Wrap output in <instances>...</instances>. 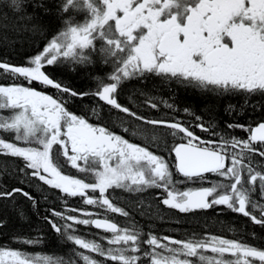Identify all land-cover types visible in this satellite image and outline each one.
Segmentation results:
<instances>
[{
    "label": "snow or ice",
    "instance_id": "snow-or-ice-1",
    "mask_svg": "<svg viewBox=\"0 0 264 264\" xmlns=\"http://www.w3.org/2000/svg\"><path fill=\"white\" fill-rule=\"evenodd\" d=\"M78 2L90 14L84 22L64 17L77 10ZM11 3L27 22L37 19L26 13V0ZM33 7L44 5L37 0ZM59 12L62 28L25 64L0 60V74L12 81L0 83V157L13 158L0 161V179L20 176L21 183L62 194L57 198L61 208H48L42 219L69 252L28 253L0 246V264H264V250L240 239L212 233H186L179 239L145 232L134 219L122 226L105 214L130 217L114 203L111 189L130 194L158 189L155 199L167 209L184 214L226 209L264 228V163L256 160L264 158V121L227 124L229 130L248 134L237 137L187 108L183 112L194 117V125L170 116L179 111L171 97L141 91L144 99L138 105L118 101L124 82L150 76L217 95L243 93L245 103L253 95L264 96V0H62ZM97 60L112 71L91 92H78L44 70L65 62L92 66ZM34 83L54 88L57 95L37 90ZM89 95L124 114L119 117L121 125H128L123 132L131 129L145 142H133L106 123H91L69 110L71 99ZM162 108L168 112L160 116L141 111L159 113ZM227 111L239 116L242 108L229 105ZM93 115L102 120L95 109ZM161 129L171 143L155 135ZM209 174L218 179L211 181ZM186 183L200 186L178 187ZM17 194L37 207L38 200L24 188H0V200ZM69 198L93 210L70 204ZM17 212L24 218L23 210ZM5 224L0 218V228ZM81 226L100 230L97 238H86ZM12 239L32 247L44 244L39 234Z\"/></svg>",
    "mask_w": 264,
    "mask_h": 264
},
{
    "label": "trees",
    "instance_id": "trees-1",
    "mask_svg": "<svg viewBox=\"0 0 264 264\" xmlns=\"http://www.w3.org/2000/svg\"><path fill=\"white\" fill-rule=\"evenodd\" d=\"M35 2L37 0H26V13L37 17L35 21L27 22L14 11L11 0H0V60H7L16 65L23 64L28 57L40 51L52 35L63 26V17L59 12L62 0H41L44 8L33 7ZM45 8L48 9L47 12H45ZM67 16H72L74 19L76 14L75 12L65 13L64 17ZM34 23L40 25L42 30L34 29L32 26ZM107 68L108 66L97 60L92 66H65L61 69L53 66L48 72L53 78H58L63 84L78 92H91L97 86L98 80L104 78ZM0 77L3 79L4 76L0 74ZM141 91L157 97L160 94L166 98L171 97L179 109L187 108L190 113L202 116L205 121L211 119L216 123L218 131L223 130V132L234 136L243 132L239 129L229 130L226 127L227 124L233 121L249 124L256 119H264V96L259 94L249 97L248 102L245 103L246 97L243 93L217 95L197 89H185L175 83L161 81L150 76L146 80L128 83L123 92V97L130 98L133 103L140 104L144 99L139 94ZM70 105L77 112L91 115L95 109L103 120L119 122V112L111 110L92 95L86 96L83 100L73 98ZM229 105L236 106L238 110L242 108L241 115L237 116L235 113L230 115L227 111ZM191 117L193 116L191 115ZM12 159L0 157V161H11ZM256 160L264 163V158L257 156ZM16 163L20 164V161L17 160ZM13 166L10 165V167ZM22 179L20 176L5 175L0 179V188L22 187L31 192L39 203L37 207L33 208L32 202L19 194L13 200H0V218L6 221L4 227L0 228V246L18 244L13 242L14 236L28 237L39 234L44 238V244L35 247L30 246V253H37L38 250H43L42 252L46 254L62 255L68 253L69 246L60 242L50 226L42 219L47 214L48 208L55 207L58 210L61 208L60 201L57 199L60 195L45 185L33 187L29 183H21ZM45 196L48 197L47 200L44 199ZM18 209L23 210L24 218L18 215ZM156 210L157 208L151 210L146 203L133 204L136 219L139 222H141L139 218L142 219V224L146 221L144 223L146 226L153 227L157 224L158 216L162 212L159 208L158 211ZM217 215L212 211L191 214L190 216L193 217L187 221L183 230L196 231L202 226L215 230L226 229L229 221L216 219ZM219 215L222 216L223 213ZM229 217L230 219L234 218L232 220H239L236 218L237 216L229 215ZM238 222L242 223L241 220ZM240 226L243 227V225ZM241 227H239V231L246 232ZM90 230L92 229L80 227L81 233L89 235L88 237L86 235V238H97L96 233L99 231L93 230L91 232Z\"/></svg>",
    "mask_w": 264,
    "mask_h": 264
},
{
    "label": "flooded vegetation",
    "instance_id": "flooded-vegetation-1",
    "mask_svg": "<svg viewBox=\"0 0 264 264\" xmlns=\"http://www.w3.org/2000/svg\"><path fill=\"white\" fill-rule=\"evenodd\" d=\"M75 14H76V16H75L74 20L78 21V22H84L86 17H88L90 15L84 9L82 3H80V2H78V6H77V10L75 11ZM26 61H27V59L25 60V62L23 64H25ZM65 66H74V65H71V64H68L67 62H65L64 64L55 65L54 67L61 69V68L65 67ZM51 67H53V66H48L44 70L49 74L48 71H49V69ZM111 71H112L111 67L108 66L106 74L110 73ZM1 76H4V75L1 74ZM105 77H106V75L104 76V78ZM153 77H155V76H153ZM155 78L159 79L161 81H164L160 77H155ZM0 79H1L0 83H3V84H10L12 82L6 76H4L3 79L0 77ZM54 79H56L57 81H60L58 78H54ZM132 81H136L137 82V81H141V79H133V80L124 82L122 84V86L120 87V89H119V96H118V101L120 103H123V104H125L127 106H130V107L133 104H136V103H133L132 99H130V98H124L123 97V92L125 90L126 85L128 83H131ZM17 83H24V81L19 80V81H17ZM33 86L37 90L43 91L46 94L53 95V96L57 95V92H56V90L54 88L44 87V86H42L39 83H34ZM96 87L94 89H92V91L95 90ZM160 97H163V98L167 99L166 96H164L163 94L162 95L160 94V96L157 97V98H160ZM70 103H71V100L68 103L69 110L72 111L74 114L86 116V118H89V122H91V123H98V122L106 123L110 127V129L112 131H114L117 134L124 135L125 138L133 140V142H136V143H144L145 142L143 137L133 136L131 129H130L129 133H124L122 129H123L124 126H128V125H121L120 122L114 123V122H110L108 120H103V119L101 121H97L94 115H91L89 113H80V112H77V111L73 110L71 108ZM101 103H103V102H101ZM104 105L109 107L111 110H115V109H112L110 106H108L106 104H104ZM136 105H138V104H136ZM183 109L184 108L179 109V111H177L176 113H174V114L171 113L169 115L170 116L174 115L175 117L180 118L184 122L194 125L196 123L194 117H191V115H189L187 113H184ZM115 111H117V110H115ZM141 111H143L145 115L160 116V115H163L164 112H167V109L162 108L161 112H159V113L156 112L155 110H151L153 112H150V111H145L144 109H141ZM119 114H120V116H118V117L124 116V114H122V113H119ZM260 121H264V119H260L259 118V119H256L254 122H251L249 124H251L252 126H255L256 123L260 122ZM166 131H167L166 129L158 130L155 133V135L157 137H159L160 139H167V141L169 143H171L172 138L170 136H167V137H162L161 136V132H166ZM194 131L198 135L202 136L203 138H206V139L209 138L208 134L200 132L199 129H194ZM247 135H248L247 133L243 132L242 134L235 135V136H237V137H245L246 138ZM157 142H159V140ZM66 171L69 174L78 175L81 178L84 176V174L77 173L76 170L66 169ZM174 179H183V178L179 177L177 175H174ZM209 179L214 182L218 178L212 176L211 174H209ZM198 186H200V185L196 184V183H186V184H183V185H178V187L181 188V189H184L186 187H198ZM204 186H210V185L209 184H205ZM54 191H56L58 193V195H60V196L62 195L57 190H54ZM159 191L160 190H158V189H150L147 192L142 193V194H130V193L124 192L123 190L111 189V190H109V192L111 193V195L113 197L114 203H116L117 206L124 207L125 210L129 211L130 212V217L129 218H125V217H121V216H119L117 214H112V213H105V214L108 215L110 219H113L115 222L121 224L122 226L127 225L129 223L130 219H134L135 221H137L139 223V225L143 226L145 232H147L149 229H151L153 232H155L158 235L159 234L174 235V236H176V238L184 239V238H186V236H185L186 233L188 235H191L192 233H195V234H197V236L202 235L204 233H212V234H217V235H223L226 238H230V239H240V240H243L244 242H246L247 244H249L251 246H255V247H257L260 250H264V239H262L264 237V228H262L259 225L253 224L247 217H243L240 214L232 213V212H230V211H228L226 209L223 212H221L219 208L216 209V210H211V209L210 210H206V211H212L213 213H216V214L223 213L222 216L221 215H219V216L217 215L215 218L216 219H226V221H229L227 223L226 229L215 230V229H210L208 227H203L202 226L196 231H194V230L193 231H191V230H183L185 225L187 224V221H189L193 216H190L191 214L178 213L177 210L167 209L165 206L159 204V201L155 199V195ZM138 202L139 203H146L148 205V207L150 206L149 208L151 210H155V208H157L156 211H158V208H159V210L162 212V214L158 216L157 224L155 226H153V227L146 226L144 224V223H146V221H144V223L142 224L141 223L142 219L139 218V220L141 222H139L136 219V217L134 215V212H133V204H137ZM69 203L70 204H76L79 207L88 208L89 210H93V206H86V205H83L82 203H80L79 198H69ZM60 205H61V203H60ZM206 211H199L197 213L206 212ZM229 215L237 216L236 218L241 220L242 223L240 224L238 222L239 220H232L234 218L230 219ZM161 217H163V219H161ZM176 221H179V223H177ZM240 225H243V227H241ZM239 227L243 228V230H245L246 232L239 231V229H240ZM93 230H96V229L93 228L90 231L92 232ZM98 231H100V230H98ZM253 233H255L254 236L252 235ZM88 236L89 235H87V237ZM3 247L11 248V249H21V250H24V251H26L28 253L31 252L30 246L22 245V244H19V243L15 244V245H5ZM42 251L43 250H38L37 253H43ZM225 258H230V257L226 255ZM255 264H260V262L256 261Z\"/></svg>",
    "mask_w": 264,
    "mask_h": 264
}]
</instances>
